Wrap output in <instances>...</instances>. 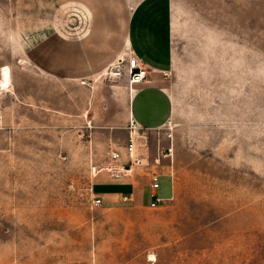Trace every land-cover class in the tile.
<instances>
[{"label": "rangeland", "instance_id": "obj_1", "mask_svg": "<svg viewBox=\"0 0 264 264\" xmlns=\"http://www.w3.org/2000/svg\"><path fill=\"white\" fill-rule=\"evenodd\" d=\"M86 2L0 0V264H264V0H169L176 107L135 134L142 162L117 177L101 167L112 148L124 160L127 142L107 144L105 124L86 120L88 84L25 55L38 36H84ZM112 64L92 77L101 96L118 83ZM153 172L158 196L172 192L156 207Z\"/></svg>", "mask_w": 264, "mask_h": 264}, {"label": "crops", "instance_id": "obj_2", "mask_svg": "<svg viewBox=\"0 0 264 264\" xmlns=\"http://www.w3.org/2000/svg\"><path fill=\"white\" fill-rule=\"evenodd\" d=\"M86 3L91 9L92 22L91 29L84 36L45 34L33 38L26 47L27 60L52 79L88 84L90 111L85 112L86 120L95 119L105 124L106 143L119 145L123 140L127 142L131 118L137 127L136 134L161 129L169 122L177 102L172 85L175 45L169 0H141L132 10L124 3L109 10ZM126 53L138 58L140 66L147 71L146 78L131 88L125 76L114 78L118 83L107 89L109 95L101 96L96 90L99 85L92 77ZM93 108L94 112L91 111ZM126 183L129 185L122 186L121 192L115 194L122 200H131L134 184L131 178ZM159 188L160 185L154 190L159 198L172 194L170 186H166L158 196ZM150 192L148 188L146 197ZM139 197L142 199L143 192Z\"/></svg>", "mask_w": 264, "mask_h": 264}, {"label": "built area", "instance_id": "obj_3", "mask_svg": "<svg viewBox=\"0 0 264 264\" xmlns=\"http://www.w3.org/2000/svg\"><path fill=\"white\" fill-rule=\"evenodd\" d=\"M107 70L109 76L112 78L125 76L129 88H131L132 85L141 82L147 76L146 69L140 66L138 58L133 54L127 55L126 58H118L116 62L112 64V66H110ZM129 128L130 130L128 140L124 147V160L121 157V153L117 150H114L110 153L112 162L108 163L107 166L101 167V169L110 171L115 177L120 175H129L133 169V166L140 165L142 162V159L135 155L136 147L134 144V136L136 134L137 127L132 118L129 121ZM121 159L123 162H121ZM150 182L151 192L149 193V206L156 207L160 202V198L154 194V190L159 187L158 175L156 173L153 172L150 174ZM96 203H101V200L96 198Z\"/></svg>", "mask_w": 264, "mask_h": 264}, {"label": "bare ground", "instance_id": "obj_4", "mask_svg": "<svg viewBox=\"0 0 264 264\" xmlns=\"http://www.w3.org/2000/svg\"><path fill=\"white\" fill-rule=\"evenodd\" d=\"M9 82H10V73L7 69H2L0 71V88L1 89H4V88H7L8 85H9ZM155 258H154V255H149L148 257V260L149 261H153Z\"/></svg>", "mask_w": 264, "mask_h": 264}]
</instances>
